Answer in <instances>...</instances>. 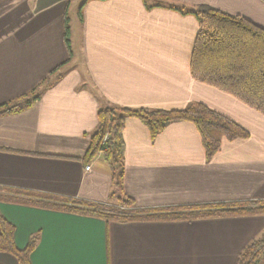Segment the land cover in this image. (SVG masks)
<instances>
[{"label": "crops", "instance_id": "obj_1", "mask_svg": "<svg viewBox=\"0 0 264 264\" xmlns=\"http://www.w3.org/2000/svg\"><path fill=\"white\" fill-rule=\"evenodd\" d=\"M85 1L0 0V106L41 94L27 110L0 116V187L105 203L110 166L100 156L85 164L100 109L171 112L199 103L249 138L223 142L209 161L192 123L152 140L140 120L128 119L124 194L143 211L264 201V116L195 81L197 19L154 7L207 6L264 29V0H89L80 16ZM0 213L19 251L38 237L30 264H237L264 232V216L107 223L7 203ZM0 264L19 262L0 252Z\"/></svg>", "mask_w": 264, "mask_h": 264}, {"label": "trees", "instance_id": "obj_2", "mask_svg": "<svg viewBox=\"0 0 264 264\" xmlns=\"http://www.w3.org/2000/svg\"><path fill=\"white\" fill-rule=\"evenodd\" d=\"M86 0L80 7V16ZM182 15H192L199 23L198 34L191 57V74L195 81L230 95L264 116V29L249 20L225 14L207 6L195 9L180 5H156ZM149 9H152L151 7ZM65 44L70 57L71 34L69 18L65 17ZM46 82V81H45ZM34 90L15 102L0 106V116L21 113L40 99ZM99 124L91 137V145L85 164L97 156L110 166L113 190L105 203L34 193L10 187H0V203L18 204L57 210L74 215L99 218L107 223H126L138 219H164L193 221L226 217L264 216V201L238 204H217L143 211L133 199L123 192L124 152L123 131L128 119L140 120L155 140L170 125L178 122L192 123L200 137L207 160H211L225 141L249 138L240 125L199 103L182 111L129 110L125 108H101ZM0 252L14 255L19 264H30V256L38 241L33 236L24 251L14 245L15 228L0 213ZM264 255V232L240 254L237 264H260Z\"/></svg>", "mask_w": 264, "mask_h": 264}, {"label": "built area", "instance_id": "obj_3", "mask_svg": "<svg viewBox=\"0 0 264 264\" xmlns=\"http://www.w3.org/2000/svg\"><path fill=\"white\" fill-rule=\"evenodd\" d=\"M87 170H90V168H89V167H87Z\"/></svg>", "mask_w": 264, "mask_h": 264}, {"label": "rangeland", "instance_id": "obj_4", "mask_svg": "<svg viewBox=\"0 0 264 264\" xmlns=\"http://www.w3.org/2000/svg\"><path fill=\"white\" fill-rule=\"evenodd\" d=\"M199 206H202V205H199Z\"/></svg>", "mask_w": 264, "mask_h": 264}]
</instances>
